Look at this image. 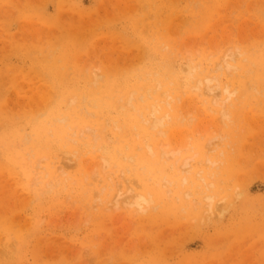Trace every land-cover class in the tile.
I'll return each mask as SVG.
<instances>
[{
	"label": "rangeland",
	"instance_id": "obj_1",
	"mask_svg": "<svg viewBox=\"0 0 264 264\" xmlns=\"http://www.w3.org/2000/svg\"><path fill=\"white\" fill-rule=\"evenodd\" d=\"M0 264H264V0H0Z\"/></svg>",
	"mask_w": 264,
	"mask_h": 264
},
{
	"label": "bare ground",
	"instance_id": "obj_2",
	"mask_svg": "<svg viewBox=\"0 0 264 264\" xmlns=\"http://www.w3.org/2000/svg\"><path fill=\"white\" fill-rule=\"evenodd\" d=\"M66 43V42H65ZM80 43V42H79ZM60 44V43H59ZM65 46V45H64ZM71 47V46H70ZM51 51V50H50ZM66 52V51H65ZM68 55V54H67ZM37 61V60H36ZM68 62V60L67 59H65L64 61H63V64H65V63H67ZM59 63V62H58ZM46 64V63H45ZM47 64H49V63H47ZM43 66V65H42ZM59 66V65H58ZM54 67V66H53ZM51 70V69H50ZM57 72H58V74L59 75H62L63 73H64V71L62 70V69H58L57 70ZM60 77V76H59ZM63 92V91H62ZM77 97V96H76ZM96 97V96H95ZM46 98V97H45ZM80 98V97H79ZM70 100V99H69ZM68 100V101H69ZM98 108V107H97ZM52 112V111H51ZM61 112V111H60ZM59 113V112H58ZM64 113V112H63ZM51 116V115H50ZM54 116V115H53ZM46 119V118H45ZM56 119V118H55ZM59 120H61L60 118H59ZM58 120V121H59ZM50 122V121H49ZM56 122V121H55ZM37 125V124H36ZM49 127V126H48ZM47 129V128H46ZM44 131V130H43ZM45 132V131H44ZM40 133V132H39ZM47 135V134H46ZM44 136V135H43ZM38 137V136H37ZM37 139V138H36ZM37 140H39V138L37 139ZM58 140V139H57ZM35 141V140H34ZM38 142V141H37ZM34 143V142H33ZM27 144V143H26ZM37 144V143H36ZM35 146V145H34ZM31 149V148H30ZM163 151V150H162ZM43 152V151H42ZM122 154V153H121ZM127 154V153H126ZM23 157V156H22ZM25 157V156H24ZM20 160V159H19ZM149 161V160H148ZM140 165V164H139ZM26 167V166H25ZM157 197V196H156ZM211 200H212V198L211 197H208V201H209V203H211ZM134 201V200H133ZM131 202V201H128V204L130 205V206H132L131 204H134L135 206H137L136 208H135V210H137V209H141L142 207H143V205H141V201H140V199L138 198L135 202ZM116 206V205H115ZM209 207H211V205L209 204L208 205ZM117 207V206H116ZM119 208V207H118ZM118 208H116V209H118ZM143 209H145V207L143 208Z\"/></svg>",
	"mask_w": 264,
	"mask_h": 264
}]
</instances>
